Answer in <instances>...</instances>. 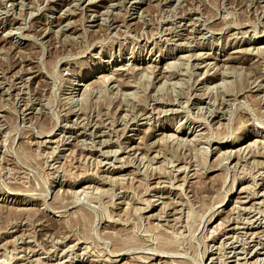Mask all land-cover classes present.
Returning <instances> with one entry per match:
<instances>
[{
    "label": "rangeland",
    "instance_id": "374dc122",
    "mask_svg": "<svg viewBox=\"0 0 264 264\" xmlns=\"http://www.w3.org/2000/svg\"><path fill=\"white\" fill-rule=\"evenodd\" d=\"M263 146L264 0H0V264H264Z\"/></svg>",
    "mask_w": 264,
    "mask_h": 264
},
{
    "label": "bare ground",
    "instance_id": "6f19581e",
    "mask_svg": "<svg viewBox=\"0 0 264 264\" xmlns=\"http://www.w3.org/2000/svg\"><path fill=\"white\" fill-rule=\"evenodd\" d=\"M125 2V1H124ZM134 3H135V1H134ZM98 7V6H97ZM117 17V16H116ZM226 19V18H225ZM99 25V24H98ZM107 26V25H106ZM188 27V26H187ZM164 29V28H163ZM170 30V29H169ZM196 30V29H195ZM179 31V30H178ZM198 32V31H197ZM199 33V32H198ZM175 35V34H174ZM206 65V64H205ZM130 67V66H129ZM114 71H120V69L118 68V69H115ZM163 73V72H162ZM38 75V74H37ZM245 75V74H244ZM86 78V77H85ZM91 78V77H90ZM147 78V77H146ZM234 84V83H233ZM228 86V85H227ZM230 88V87H229ZM19 95V94H18ZM127 96V95H126ZM130 97V96H129ZM19 98V97H18ZM157 111V110H156ZM201 120V119H200ZM129 124V123H128ZM101 129V128H100ZM84 130V129H83ZM96 130V129H95ZM90 134V133H89ZM45 144H49V143H52L50 140H48V141H45L44 142ZM209 144V143H208ZM264 147V146H263ZM100 151V150H99ZM226 152V151H225ZM231 154V153H230ZM240 159V158H239ZM168 173V172H167ZM160 175V174H159ZM171 182V181H170ZM148 189V188H147ZM8 202V201H7ZM12 201H10V203H11ZM8 204V203H7ZM15 205V204H14ZM167 211V210H166ZM35 213V212H34ZM261 215V214H260ZM210 237V236H209ZM125 240V239H124ZM164 240V239H163ZM250 240V239H249ZM158 252V251H157ZM127 253V252H126ZM164 255V254H163ZM143 257V256H142ZM175 258V257H174ZM131 259V258H130ZM240 261V260H239Z\"/></svg>",
    "mask_w": 264,
    "mask_h": 264
}]
</instances>
